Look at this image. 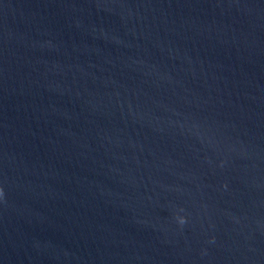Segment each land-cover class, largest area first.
Instances as JSON below:
<instances>
[{
	"label": "water",
	"instance_id": "water-1",
	"mask_svg": "<svg viewBox=\"0 0 264 264\" xmlns=\"http://www.w3.org/2000/svg\"><path fill=\"white\" fill-rule=\"evenodd\" d=\"M0 264H264V0H0Z\"/></svg>",
	"mask_w": 264,
	"mask_h": 264
},
{
	"label": "clouds",
	"instance_id": "clouds-1",
	"mask_svg": "<svg viewBox=\"0 0 264 264\" xmlns=\"http://www.w3.org/2000/svg\"><path fill=\"white\" fill-rule=\"evenodd\" d=\"M181 223H183V218H181Z\"/></svg>",
	"mask_w": 264,
	"mask_h": 264
}]
</instances>
